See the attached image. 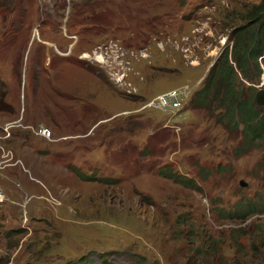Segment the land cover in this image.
Listing matches in <instances>:
<instances>
[{
	"label": "rangeland",
	"instance_id": "374dc122",
	"mask_svg": "<svg viewBox=\"0 0 264 264\" xmlns=\"http://www.w3.org/2000/svg\"><path fill=\"white\" fill-rule=\"evenodd\" d=\"M30 1L0 0V264H264V213L228 216L248 197L261 208L264 139L196 104L261 0ZM175 90L188 103L170 131ZM96 160L112 178L65 166Z\"/></svg>",
	"mask_w": 264,
	"mask_h": 264
},
{
	"label": "trees",
	"instance_id": "16d2710c",
	"mask_svg": "<svg viewBox=\"0 0 264 264\" xmlns=\"http://www.w3.org/2000/svg\"><path fill=\"white\" fill-rule=\"evenodd\" d=\"M30 3L36 4L34 0H31ZM243 12L244 15L241 17L242 22L237 23V18L235 24L232 26V47L227 46L212 66L204 89L198 93L199 96L196 98V104L198 107L207 110L212 109L210 108L212 106L214 108L216 106L223 108L224 106L226 112L223 115V112L220 111V123L223 122V118H227L229 124H231L239 112L240 121L244 124L245 139H248V143H254L264 139V112L258 109L253 93H250L248 96L245 95L247 91L244 89V84L245 80H253V71L257 70L256 77L258 78L263 72L261 65L264 64V0H261L258 4L256 3V5L254 4L253 7L246 6ZM0 16V25L4 26L5 11L2 7H0ZM232 22L233 19L230 24ZM2 48H4V44L0 43V52ZM251 89L255 90L253 87H249L248 92ZM262 161L264 164V157ZM176 176L178 175H173V177ZM184 180L193 182L192 179ZM180 181L189 185V183H185L181 178ZM259 202L261 208H257L258 201L252 198L248 197L243 201L239 200L234 205L233 210L235 212H231L228 216L234 215V218L238 217L245 220L258 213L262 214L264 213V199L261 198ZM254 231L256 232V230ZM248 234L252 236L250 232L245 235ZM207 238L211 240V237L208 235ZM240 240L242 239L237 240V242H240ZM211 242L217 243L215 240ZM217 246L215 245L210 249V255L214 256ZM260 246L264 248L262 241L260 242ZM198 250H205V248L200 247ZM207 250L206 252H208ZM262 257L261 259L264 260V257ZM140 258L144 260L143 257L140 256ZM136 264H145V262L139 260Z\"/></svg>",
	"mask_w": 264,
	"mask_h": 264
},
{
	"label": "built area",
	"instance_id": "2783aa9c",
	"mask_svg": "<svg viewBox=\"0 0 264 264\" xmlns=\"http://www.w3.org/2000/svg\"><path fill=\"white\" fill-rule=\"evenodd\" d=\"M144 50H141V51H144ZM129 91H132V90H129ZM175 91H176L175 93L171 94L172 97L167 101V103L164 102L163 98H161L160 100V101L163 100L164 102V104L160 103L161 108L166 109V112L170 114H177L181 110L182 106L184 105L185 100L188 98L187 92L181 91V90H175ZM151 104H154V103H151Z\"/></svg>",
	"mask_w": 264,
	"mask_h": 264
},
{
	"label": "water",
	"instance_id": "95a60500",
	"mask_svg": "<svg viewBox=\"0 0 264 264\" xmlns=\"http://www.w3.org/2000/svg\"><path fill=\"white\" fill-rule=\"evenodd\" d=\"M256 104L264 107V89H259L255 98Z\"/></svg>",
	"mask_w": 264,
	"mask_h": 264
},
{
	"label": "crops",
	"instance_id": "0c3cea01",
	"mask_svg": "<svg viewBox=\"0 0 264 264\" xmlns=\"http://www.w3.org/2000/svg\"><path fill=\"white\" fill-rule=\"evenodd\" d=\"M64 66H66V68L68 69V70H70V72L71 71H75V72H78V73H85L84 71H81V70H79V69H77V68H72V67H70V66H68V65H64Z\"/></svg>",
	"mask_w": 264,
	"mask_h": 264
},
{
	"label": "bare ground",
	"instance_id": "6f19581e",
	"mask_svg": "<svg viewBox=\"0 0 264 264\" xmlns=\"http://www.w3.org/2000/svg\"><path fill=\"white\" fill-rule=\"evenodd\" d=\"M68 53V52H67ZM85 57H89V56H85ZM64 65H68V64H64ZM51 72H53V70L49 71L48 74H50ZM51 135V134H50Z\"/></svg>",
	"mask_w": 264,
	"mask_h": 264
},
{
	"label": "clouds",
	"instance_id": "9594fccd",
	"mask_svg": "<svg viewBox=\"0 0 264 264\" xmlns=\"http://www.w3.org/2000/svg\"><path fill=\"white\" fill-rule=\"evenodd\" d=\"M40 132V131H39ZM41 135H44V134H41ZM113 258V257H112ZM114 259V258H113ZM115 260V259H114ZM130 263H131V261H130ZM113 264H117V261L115 260V262L113 263Z\"/></svg>",
	"mask_w": 264,
	"mask_h": 264
}]
</instances>
